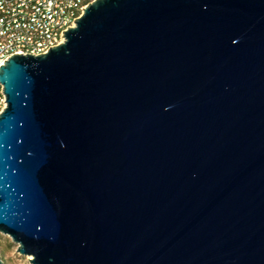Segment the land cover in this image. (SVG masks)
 <instances>
[{"label": "water", "instance_id": "water-1", "mask_svg": "<svg viewBox=\"0 0 264 264\" xmlns=\"http://www.w3.org/2000/svg\"><path fill=\"white\" fill-rule=\"evenodd\" d=\"M0 83L30 264H264V0H91Z\"/></svg>", "mask_w": 264, "mask_h": 264}, {"label": "built area", "instance_id": "built-area-1", "mask_svg": "<svg viewBox=\"0 0 264 264\" xmlns=\"http://www.w3.org/2000/svg\"><path fill=\"white\" fill-rule=\"evenodd\" d=\"M91 0H0V65L13 54H40L63 40V31ZM6 105L0 83V112Z\"/></svg>", "mask_w": 264, "mask_h": 264}, {"label": "rangeland", "instance_id": "rangeland-1", "mask_svg": "<svg viewBox=\"0 0 264 264\" xmlns=\"http://www.w3.org/2000/svg\"><path fill=\"white\" fill-rule=\"evenodd\" d=\"M16 244L10 238L0 232V259L3 264H30L29 256L16 252Z\"/></svg>", "mask_w": 264, "mask_h": 264}]
</instances>
